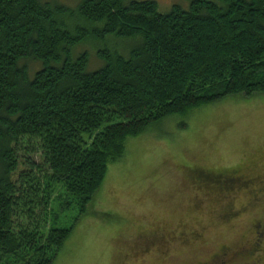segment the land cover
Instances as JSON below:
<instances>
[{
	"label": "trees",
	"instance_id": "1",
	"mask_svg": "<svg viewBox=\"0 0 264 264\" xmlns=\"http://www.w3.org/2000/svg\"><path fill=\"white\" fill-rule=\"evenodd\" d=\"M188 1L0 0V264H53L128 140L264 94V0Z\"/></svg>",
	"mask_w": 264,
	"mask_h": 264
},
{
	"label": "rangeland",
	"instance_id": "2",
	"mask_svg": "<svg viewBox=\"0 0 264 264\" xmlns=\"http://www.w3.org/2000/svg\"><path fill=\"white\" fill-rule=\"evenodd\" d=\"M147 1L162 13L189 6L188 0ZM89 56L91 69L101 66L95 54ZM224 170L237 171L235 180L211 177ZM57 215L58 228L72 232L53 264H131L136 253L120 260L117 247H137L146 231L164 234L171 245L159 262L155 254L137 264H199L253 247L257 226L264 225V94L199 107L128 140L124 157L108 166L86 214L72 207ZM258 257L264 264V254Z\"/></svg>",
	"mask_w": 264,
	"mask_h": 264
},
{
	"label": "flooded vegetation",
	"instance_id": "3",
	"mask_svg": "<svg viewBox=\"0 0 264 264\" xmlns=\"http://www.w3.org/2000/svg\"><path fill=\"white\" fill-rule=\"evenodd\" d=\"M263 182V181H260ZM259 227L257 230V239L256 242L254 243V246L252 245L246 247V246H240L238 249L234 250H229L231 253L227 252H222L219 255H214L210 257L208 260L201 262L199 264H261L260 263V258H257V254L261 253V255L264 254V225L257 226ZM261 227V228H260ZM144 232H139L135 233L138 235V237H142V234ZM164 234L159 235L158 232L154 231H146L143 235L144 240L142 241L141 244H138L137 247L131 248V246H118L117 247V254L119 259H123L125 257V254L127 252H130V257L131 255H135L138 257L139 262H136L138 260H132L129 261L131 264H137L140 263L142 260H147L148 258H152L151 255L154 258H156V262L160 261V258H164L166 256L165 249H167L171 244H167L166 241H171V238L169 240H164ZM159 240L161 243L159 245H154V244H146L145 242L149 239ZM198 241V240H197ZM145 243V244H144ZM165 244V245H164ZM116 254V255H117ZM129 257V256H128ZM118 264H126L125 262L122 263L119 261ZM157 264V263H155Z\"/></svg>",
	"mask_w": 264,
	"mask_h": 264
}]
</instances>
